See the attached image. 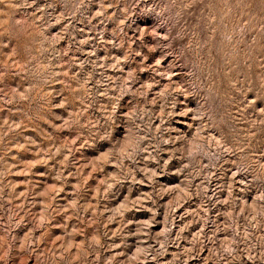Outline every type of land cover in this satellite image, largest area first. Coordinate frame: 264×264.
Wrapping results in <instances>:
<instances>
[{
    "label": "rangeland",
    "instance_id": "rangeland-1",
    "mask_svg": "<svg viewBox=\"0 0 264 264\" xmlns=\"http://www.w3.org/2000/svg\"><path fill=\"white\" fill-rule=\"evenodd\" d=\"M0 264H264V0H0Z\"/></svg>",
    "mask_w": 264,
    "mask_h": 264
}]
</instances>
